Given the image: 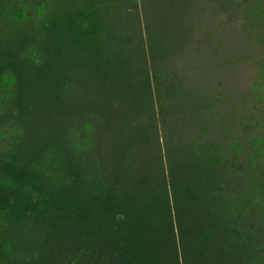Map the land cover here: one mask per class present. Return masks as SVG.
Instances as JSON below:
<instances>
[{"label":"trees","instance_id":"1","mask_svg":"<svg viewBox=\"0 0 264 264\" xmlns=\"http://www.w3.org/2000/svg\"><path fill=\"white\" fill-rule=\"evenodd\" d=\"M0 264H264V0H0Z\"/></svg>","mask_w":264,"mask_h":264}]
</instances>
